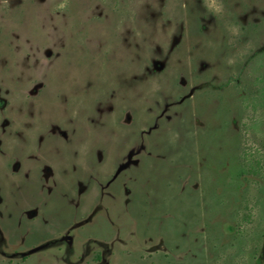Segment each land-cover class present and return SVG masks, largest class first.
I'll list each match as a JSON object with an SVG mask.
<instances>
[{"label":"rangeland","instance_id":"obj_1","mask_svg":"<svg viewBox=\"0 0 264 264\" xmlns=\"http://www.w3.org/2000/svg\"><path fill=\"white\" fill-rule=\"evenodd\" d=\"M0 264H264V0H0Z\"/></svg>","mask_w":264,"mask_h":264}]
</instances>
